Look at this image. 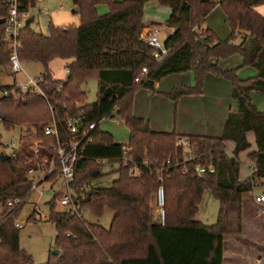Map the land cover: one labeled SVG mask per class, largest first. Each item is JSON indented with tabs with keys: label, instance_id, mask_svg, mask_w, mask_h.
Returning a JSON list of instances; mask_svg holds the SVG:
<instances>
[{
	"label": "trees",
	"instance_id": "trees-1",
	"mask_svg": "<svg viewBox=\"0 0 264 264\" xmlns=\"http://www.w3.org/2000/svg\"><path fill=\"white\" fill-rule=\"evenodd\" d=\"M74 12L80 16L77 27L59 28L52 25L48 34L23 26L19 32L20 61L38 63L42 68L40 89L50 100H58L59 117L80 115L84 123H96L92 140L83 145L75 163V186L102 178L97 158H119L124 147L129 157L139 164L147 158L149 166L141 167L136 176L121 168L109 187L78 192L80 216L65 210L56 211V194L49 200V217L56 230L54 246L59 255L49 254L43 264H222L223 238L242 233V196L252 192L264 177V109L252 103L251 92L264 93V15L254 7L264 0H157L170 8L164 23L172 32L165 40L171 49L160 63L151 56V49L140 34L144 0H71ZM36 0H18L19 11L26 13ZM108 12L99 14L98 5ZM219 5L231 33L219 40L210 29H197L213 8ZM7 4L0 0V68L9 63L10 50L2 41ZM236 31L251 37L247 49L232 41ZM233 54L243 57V66L255 68L252 78L239 79L235 70L223 71L212 60L225 59ZM54 59H70L65 80H54L49 63ZM142 66L149 73L139 83L134 81ZM192 72L194 86L173 88L167 96L176 101L181 96L201 92L207 73L221 75L232 85L235 108L230 109L219 138L185 136L190 140V159L175 145L174 133L152 131L148 124L132 113V98L140 88L153 89L154 83L171 74ZM97 78L96 101L85 103L81 86L91 77ZM61 85V90L57 88ZM7 86H0L3 90ZM9 88V87H7ZM116 110L129 130L126 145L113 141L111 135L99 129V123ZM51 120L47 101L38 95L13 93L0 98V121L6 129L18 125H34V131L20 140L43 145L52 139L43 133ZM254 134L256 150L249 154L253 171L245 180L239 179V154L250 148L246 134ZM235 143L232 155L225 152L224 142ZM1 145V142H0ZM1 153V152H0ZM2 154V153H1ZM0 159V264H35L32 256L19 245V228L15 221L31 194L27 170L34 166L23 155ZM170 159L171 164L164 162ZM211 162L213 173L198 174L197 164ZM185 165L188 172L183 174ZM163 166L165 191V223L154 215V195L159 182L154 171ZM209 190L218 201L217 220L203 225L194 219L203 194ZM20 198L22 203L9 209L7 201ZM153 200V202H152ZM20 207V208H19ZM105 209L113 212L108 228L91 224L83 212L101 217ZM36 214V213H35ZM34 215L28 217L33 220ZM33 222V221H32ZM69 233V235H66Z\"/></svg>",
	"mask_w": 264,
	"mask_h": 264
},
{
	"label": "crops",
	"instance_id": "crops-1",
	"mask_svg": "<svg viewBox=\"0 0 264 264\" xmlns=\"http://www.w3.org/2000/svg\"><path fill=\"white\" fill-rule=\"evenodd\" d=\"M44 1L45 0H36L35 6L28 9L27 17L25 20L31 19L29 26L34 21V18L38 17L39 15H44L46 17L48 28L50 25H52V19L49 15L50 10L46 6ZM61 1L62 0H57V2L59 3V8H61ZM40 5L43 8H40ZM99 6L100 5H98L96 8L98 9ZM254 9L257 13L264 15V4L254 7ZM170 12V8L168 7V16L170 15ZM207 16H211V18L208 23L205 21V23L202 24V27L204 29L214 30L219 38L223 40L225 35L228 33V25L225 19V15L220 6L216 5ZM142 21L145 25L144 28L149 30V32L152 31L150 30V26L152 25V23L165 27V24L159 21L144 20V16L142 17ZM167 28L168 27H166V29ZM220 33H222V36ZM159 37L162 41H165L168 37V34L165 31H161L159 32ZM237 37L241 39V42L239 44H242L244 48L247 49L251 43V37L246 32L242 31H238ZM240 58L241 60L233 56L226 59H221L224 60L223 62H227V60H229L230 62H235V64L228 63L227 65L229 66H225L227 68L223 69V71L235 70V75L239 77V79L252 78L256 74L255 68L246 65L243 66L241 63L243 59L241 56ZM61 60H64L67 63V66L71 62L70 59ZM212 62L216 65H218L219 63L218 60H212ZM194 84L195 80L193 73L184 72L180 74H171L164 77L161 81L154 83L153 89L140 88L133 94L132 113L135 117L143 119L152 131L174 133L181 136H206L211 138H219L223 135L224 125L230 109L235 108V101L231 95V82L221 75L207 73L204 76L200 93L184 95L176 101L170 99L167 96V93H169L170 90L178 85H186L187 87H189L194 86ZM261 103L262 106H260L259 109L263 110L264 100L261 101ZM255 106L257 107V105ZM112 114L116 115V110ZM110 117H112V115ZM20 137H18L17 144L18 148H21L22 150L25 149V147L30 143L27 142V145H23V141L20 140ZM246 138L250 144V148L239 154L240 180H245L246 178L250 177L254 169V164L249 158V154L256 150L254 134L252 132H248L246 134ZM224 145L225 152L227 153V155L231 156L235 147L234 141L226 140L224 142ZM184 152L186 156L187 151ZM117 166L118 163L114 162L113 167L116 168ZM111 174L118 175L117 172H113ZM241 175L243 176L241 177ZM58 181L60 183L62 182L61 179H59L57 176H50L46 180V182L40 184L39 187L49 184L52 185L54 183H57ZM259 183L264 184V177L260 180ZM250 193L251 192L245 193L242 196L241 235L225 236L223 238L222 264H264V209H260L258 207L257 202L254 199L257 196L252 198ZM247 209L249 210L248 213L246 212ZM41 216V218H43V221H47V217L42 214Z\"/></svg>",
	"mask_w": 264,
	"mask_h": 264
},
{
	"label": "built area",
	"instance_id": "built-area-1",
	"mask_svg": "<svg viewBox=\"0 0 264 264\" xmlns=\"http://www.w3.org/2000/svg\"><path fill=\"white\" fill-rule=\"evenodd\" d=\"M7 4L8 12L4 19V30L2 41L10 50L9 56V72L12 75L23 72L21 62L18 58L17 49L20 47L19 32L25 25V19L27 12L22 13L19 11L18 0H3ZM172 32H169L170 35ZM140 39L147 44L151 49V56L160 63L171 52V49L166 47L165 41H162L159 37V32L143 29L140 34ZM68 72V71H67ZM149 73L147 66H142L140 72L135 76L134 81L136 83L141 82L146 78ZM42 82V76L38 78L27 77L24 82H18L14 80L12 85H9L2 90V97H8L13 93H21L23 95H38L43 97L48 104L49 111L51 113V120L44 126L43 133L45 136L52 139V143L49 145H43L41 142L34 141L28 144L25 149L17 148L10 154L11 157L17 155H23L26 160H30L34 163L33 167L27 170V179L31 182V192L39 187L40 184L46 182L50 176H57L61 179V184L65 191H59V199L55 202L56 206L60 205L65 207V211L70 215L80 216L81 209L79 206V200L77 193H82L92 187L91 183H85L79 186H75V163L80 157L83 150V145L86 142L92 140V132L96 128V123H84L83 118L80 115H66L64 118L59 117L58 105L59 101L47 98L43 91L40 89V83ZM61 90V85L57 88ZM175 145L182 148L183 151H187L188 156L186 159H190L191 143L185 136H177L175 139ZM129 148L123 149V154L119 158H97L95 163L100 167V173L108 175L113 172L119 174L121 168H128V175L136 176L140 170V166L148 167L149 161L144 158L139 164L135 159L129 157ZM185 153V152H184ZM114 162L118 163V166L113 167ZM171 164L170 159L164 162L165 166ZM166 169V168H165ZM163 166L156 169L154 174L159 182L154 195L156 214L159 223L163 225L165 223L164 202L165 191L163 185V173L165 171ZM195 170L198 174L213 173L214 165L208 162L204 165L197 164ZM188 169L183 165L182 173L185 174ZM38 173V175H37ZM255 201L264 205V197L257 196ZM22 203V199L14 198L7 201L9 209H14ZM37 212V211H36ZM38 214L41 213L38 211ZM15 226L21 228L22 224L15 221ZM69 235V233H66Z\"/></svg>",
	"mask_w": 264,
	"mask_h": 264
},
{
	"label": "rangeland",
	"instance_id": "rangeland-1",
	"mask_svg": "<svg viewBox=\"0 0 264 264\" xmlns=\"http://www.w3.org/2000/svg\"><path fill=\"white\" fill-rule=\"evenodd\" d=\"M46 6L49 8L50 17L52 19V25L54 27L59 28H69V27H77L80 25V16L77 13H74V6L71 0H62L60 2L61 8H59V3L57 0H45L44 1ZM144 20L146 21H159L161 23H165L168 18V7L161 5L158 3L157 0H144ZM40 8L41 7L40 5ZM221 8V7H220ZM223 11V9L221 8ZM99 14H105L108 12V8L106 5H100L97 9ZM224 13V11H223ZM225 15V13H224ZM208 17V16H207ZM206 17V19H207ZM211 16L205 21L208 23ZM225 19L228 25V33L225 35L224 39H227L231 33L229 23L227 21V17L225 15ZM26 21V20H25ZM204 21V23H205ZM152 23L150 26V30L157 31V32H166L167 34L170 30L160 25ZM30 28L35 31L36 33H40L42 35L48 34V22L44 15H39L38 17L34 18V21L31 23ZM204 29L201 26L197 29ZM217 38L219 36L217 33L212 30ZM238 31H236V36L233 39L234 44H239L241 39L237 37ZM222 36V33H220ZM163 36V35H162ZM248 46V45H247ZM246 47V46H245ZM244 48V46H243ZM236 57L237 59L241 60L240 54H233L229 57ZM242 57V56H241ZM228 58V57H227ZM226 59V58H225ZM243 59V57H242ZM217 61V60H214ZM218 68L225 69L229 66L228 63L230 62H223L224 60H218ZM23 72L19 74L12 75L10 74L9 70V63L0 68V86H9L12 85L15 79L18 82H24L27 77H34L38 78L40 74H42V68L38 63L34 62H27V61H20ZM243 63V61L241 62ZM49 70L51 75L54 79L57 80H65L67 78V63L61 59H54L49 63ZM237 66V65H234ZM239 78V77H237ZM169 79V78H168ZM186 86V85H178L175 88ZM81 90L85 92L86 98L85 103L91 104L96 101V94H97V78L96 76H91L86 83L81 86ZM171 91V90H170ZM2 95V90L0 89V96ZM252 103L257 105V109L262 106L261 101L264 100V93L259 92H252L251 93ZM264 106V104H263ZM261 110V109H259ZM99 129L109 133L114 142L119 144H127L129 140V130L128 127L122 122L115 114H112V117H107L100 121ZM34 131V125H16L13 128L6 129L3 123L0 121V152L6 155H10L13 150L18 148V137L26 136L28 133ZM26 141H23V145H27ZM208 162H205V164ZM243 175H241L242 177ZM117 174H108L92 182V187L94 188H105L109 187L112 182L117 179ZM256 187H254L253 191L250 193L251 197L254 198L256 196L264 197V184L259 183ZM65 191L62 184L58 181L52 185H43L35 190H33L27 199L26 203L21 207V211L17 217V222L22 223L23 227L19 230V244L20 248L25 250L27 253L32 255L35 264H43L48 260L49 254L55 249L54 240L56 236V230L54 225L48 221L49 215V206L48 202L50 199L53 198L56 194L58 195L59 191ZM40 194V195H39ZM59 199V197H58ZM56 199V201L58 200ZM255 199V198H254ZM154 200V199H153ZM152 200V202H153ZM260 209H264V205L257 203ZM19 207V208H20ZM4 207H2L0 203V213ZM65 207H61L60 205L55 206L56 211H63ZM219 209L218 201L211 195L209 190H206L203 194L202 200L200 205L198 206L197 213L194 217L196 221H200L205 225L214 224L217 220ZM39 211L42 215L47 217V221H43L41 218L42 216L38 213L35 214L36 211ZM37 211V212H38ZM153 212L156 216V207L153 206ZM246 212L248 213L249 210L247 209ZM264 213V212H263ZM34 215L33 222L28 221V217ZM113 216V212L109 209H105L101 217H96L89 212H83L82 217L85 221L91 224H99L104 228H108L111 218Z\"/></svg>",
	"mask_w": 264,
	"mask_h": 264
},
{
	"label": "water",
	"instance_id": "water-1",
	"mask_svg": "<svg viewBox=\"0 0 264 264\" xmlns=\"http://www.w3.org/2000/svg\"><path fill=\"white\" fill-rule=\"evenodd\" d=\"M3 22H4V20H1V23H3ZM30 22H31V19H27L25 21V26H29ZM186 156H188V153H186ZM0 159L2 161H4L5 160V155L0 154ZM51 253H52V255H59L60 254V251L55 248Z\"/></svg>",
	"mask_w": 264,
	"mask_h": 264
}]
</instances>
